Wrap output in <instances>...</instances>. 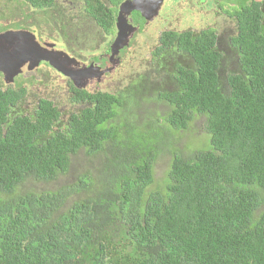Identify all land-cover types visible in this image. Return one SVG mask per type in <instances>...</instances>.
I'll use <instances>...</instances> for the list:
<instances>
[{"label": "trees", "instance_id": "obj_1", "mask_svg": "<svg viewBox=\"0 0 264 264\" xmlns=\"http://www.w3.org/2000/svg\"><path fill=\"white\" fill-rule=\"evenodd\" d=\"M54 1L5 4L43 9ZM84 1L94 24L108 31L122 0ZM257 13L243 8L231 51L212 49L205 33L197 41L161 37L159 55L188 59L174 63L170 88L158 93L167 112L148 122L160 132L152 148L130 146V125L113 124L124 105L118 94L75 91L90 107L63 121L47 102L33 115L10 117L25 92L1 88L0 264H264V27ZM21 15L16 26L30 18ZM195 116L204 118L209 148L171 149L164 183L156 185L161 146ZM104 147L112 156L104 179L20 189L27 180L55 181L71 157Z\"/></svg>", "mask_w": 264, "mask_h": 264}, {"label": "flooded vegetation", "instance_id": "obj_2", "mask_svg": "<svg viewBox=\"0 0 264 264\" xmlns=\"http://www.w3.org/2000/svg\"><path fill=\"white\" fill-rule=\"evenodd\" d=\"M6 1L4 0V2ZM124 1L126 0L120 1L115 8L113 7L114 21L108 31H103L94 24L91 17L85 12L84 0H82V11L79 7L74 8L67 4L59 6L57 0L54 1L53 6L43 9L22 4L25 15L28 16L29 13L28 17L30 18H24L21 26H16V23L22 21V18L12 19L13 23L10 19L0 18V34L17 31L30 33L40 46L50 45V47L46 46V49L53 55L52 65L40 61L35 67L29 69L30 62H26L19 68V73L8 83L4 81V76L0 72V89L4 90L9 87L24 91L25 95L17 106L22 103L24 105L29 98L27 88L31 84V80L37 81L35 76L33 79L31 78L32 74L38 69L44 68L46 76L52 79L49 84L51 85L53 82L63 84L67 96L68 106L65 109L61 108V104L66 102L62 96L59 97L60 102L48 96L33 98L34 104L28 112L22 113V116L33 115L34 108H38L41 102H47L59 111L60 119L65 121L70 116L79 114L84 108L90 107L88 101H76L75 91L116 95L119 81L128 72L124 69V65L130 60L129 52L153 41L154 45L150 49L147 59V74L152 82H171L170 74L173 72L174 63L179 62L183 65L187 57L178 54L180 58H175L173 54V57L170 58L171 54L169 53L159 55L158 48L164 34H176L190 41H197L205 33L213 37L211 40L213 45L209 44L212 49L231 51L234 48L232 37L240 32L239 20L243 17V8L251 5L258 9V15L255 18L258 19L259 26L264 27V0H160L157 14L153 15L149 11L148 17L151 19L144 17L139 10L132 11L125 17L127 25L132 27L128 44L111 58V47L117 34L116 23L119 7ZM173 6H180L183 13L173 15L169 11V8ZM48 9H53L55 12L54 15H50L51 19L45 15ZM39 14L42 16L40 19H43L44 16L45 20H40L37 25L34 23V17ZM172 19L176 20V30L167 28L161 30L158 27L159 20H165L167 24H170ZM49 21V28L45 31L43 25ZM73 22L75 24H72ZM94 29L97 31L94 32ZM138 39L143 42H138ZM58 45L61 48H58ZM223 63L227 62L223 61ZM63 72L68 73V76ZM140 75H134V79H139Z\"/></svg>", "mask_w": 264, "mask_h": 264}, {"label": "rangeland", "instance_id": "obj_3", "mask_svg": "<svg viewBox=\"0 0 264 264\" xmlns=\"http://www.w3.org/2000/svg\"><path fill=\"white\" fill-rule=\"evenodd\" d=\"M59 6L67 4L74 8L79 7L81 11L83 10L82 0H57ZM21 7L17 4H5L4 0H0V18L4 19H19L21 15ZM169 11L173 15L182 14L183 10L180 6H173L169 8ZM55 12L53 9H48L45 13L47 17L51 19L50 15H54ZM41 14L34 17V23L39 25L40 20L43 19ZM57 16L55 15V18ZM210 21V20H208ZM49 22L43 25L44 30H48ZM72 24H75L73 22ZM46 26V27H45ZM81 29L82 27L79 26ZM158 27L163 29H177L176 20H171L170 24H167L165 20L158 21ZM83 31V30H82ZM97 30L94 29V32ZM138 42H143V40L138 39ZM154 45V41L146 45H142L137 50H132L129 52L130 60L125 62L124 69L128 72L122 80L119 81V86H117V94L123 99V108L121 110H116L117 117L113 121L114 123H123L124 125H130V132L128 134L127 140L130 146L134 145L138 149L145 150L152 148L155 144L156 139L160 137L159 127L156 123H148L155 120H160L163 115L166 114L167 110L162 101L160 100L158 93L167 88H170V82L168 83H155L152 82L151 78L148 76V55L149 51ZM58 48H61L58 45ZM175 58H180L179 55H175ZM226 68L229 70L232 69L231 62H227ZM141 74L138 78L134 79V75ZM33 76L36 77L37 81H34ZM137 77V76H135ZM31 84L28 86V101L23 105L12 109L10 117L15 115H21L22 113L28 112L30 107L34 104V99L39 96H48L50 98H55L60 102V96H62L65 101L67 96L65 94V88L63 84L53 82L49 84L52 79L46 76L44 68L38 69L31 76ZM1 83V82H0ZM31 98V99H30ZM68 106L67 101L61 104V108L65 109ZM29 107V108H28ZM160 125H163V122H159ZM119 125V124H118ZM124 125L119 129V133L123 136L126 132V127ZM121 126V125H120ZM119 126V127H120ZM155 131H153V129ZM148 129V130H146ZM150 130V131H149ZM144 131L150 133H144ZM170 133V132H169ZM154 134V136H153ZM172 141L171 143H166L161 146L163 148L162 152H159L154 168L153 176L154 183L156 185H162L164 183V178L166 175L170 151L171 149L177 150L178 152H187L192 151L194 148L201 146L202 144L207 143L205 149L209 148V138L204 130V118L201 116H195L189 124L188 128L184 132L170 133ZM208 139V140H207ZM170 146V147H169ZM168 147V148H164ZM108 148L104 147L100 152L95 153L94 155H86L85 151L82 150L77 153L75 156L70 158V166L67 174L60 175L55 181L50 183H38L35 181L27 180L20 187L22 191H52L59 189L64 185H70L76 183L79 178L90 177L94 179L95 176L98 177L100 181L101 178H105L107 166L104 167L107 158L111 159V154L109 153ZM112 163V162H111ZM110 163V164H111ZM112 167V164H111ZM110 167V168H111ZM107 172V171H106ZM264 197V194L262 195ZM73 200H76L74 196L66 205H69ZM264 208V205L263 207ZM261 208V209H262Z\"/></svg>", "mask_w": 264, "mask_h": 264}, {"label": "water", "instance_id": "obj_4", "mask_svg": "<svg viewBox=\"0 0 264 264\" xmlns=\"http://www.w3.org/2000/svg\"><path fill=\"white\" fill-rule=\"evenodd\" d=\"M159 5L160 0H126L120 4L116 23L117 34L111 47V58L128 44L132 27L127 25L125 17L132 11L139 10L144 17L151 19L148 17L149 11L156 15ZM46 46L50 47V45L40 46L36 43L35 37L27 32L0 34V72L4 76V81L11 82L13 77L19 73V68L26 62H30L29 69L35 67L40 61L52 65L53 55L47 51ZM53 68L56 67L53 66ZM63 73L68 76V73Z\"/></svg>", "mask_w": 264, "mask_h": 264}]
</instances>
